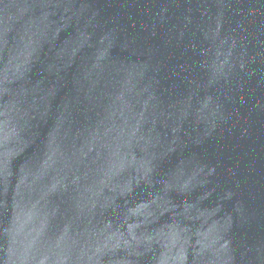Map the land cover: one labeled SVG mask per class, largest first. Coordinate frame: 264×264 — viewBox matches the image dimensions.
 <instances>
[{"label":"water","instance_id":"1","mask_svg":"<svg viewBox=\"0 0 264 264\" xmlns=\"http://www.w3.org/2000/svg\"><path fill=\"white\" fill-rule=\"evenodd\" d=\"M0 264H264V0H0Z\"/></svg>","mask_w":264,"mask_h":264}]
</instances>
